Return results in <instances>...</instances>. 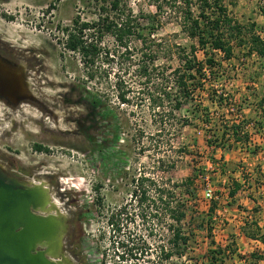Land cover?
I'll return each instance as SVG.
<instances>
[{
  "label": "rangeland",
  "instance_id": "1",
  "mask_svg": "<svg viewBox=\"0 0 264 264\" xmlns=\"http://www.w3.org/2000/svg\"><path fill=\"white\" fill-rule=\"evenodd\" d=\"M123 1L135 14L155 12V0ZM224 4L237 20L255 22V31L264 34V0H224ZM100 5L101 0L0 1V41L13 54L27 56V62L22 63L30 88L40 97L54 101L59 114L58 125L54 127L48 113L32 103L23 102L13 108L0 101V154L16 159L26 168L43 164L42 170L60 176L51 195L62 208L69 207L76 212L80 224L85 225L84 257L89 264H154L152 225L158 229L167 224L165 219L152 217V177L175 190L178 197L187 199L182 222L190 236L189 247L184 256L172 257L166 264L182 261L210 264V250L217 245L227 249L232 243L239 250L233 255L226 250L221 255L223 264H264V233L257 236L261 245L242 244L234 232L237 224L232 212L222 210L228 205V191L235 181L229 173L234 172L232 167L247 176L246 164L232 160L235 151L238 148L249 152L264 150L252 136L255 118L264 125V103L259 102L264 98V61L247 55V45L236 47L235 57L229 61L217 54L221 66L214 67L213 74L204 70L207 79L202 78V87L195 91L194 100L178 110L173 109V102H164L162 108L170 114L160 120V105L156 102L158 88L152 79L148 81L140 76L137 68L143 61L139 41L130 38L125 50L112 36L104 35L102 53L88 68L76 52L63 46L64 28H71L72 19L79 16L81 21H94L101 12ZM157 37L163 46L168 44L171 49L161 53L157 61L168 71L178 64L179 46L188 49L196 45L174 18L162 19ZM108 52L114 56H108ZM197 57L204 58L200 49ZM119 77L127 91L128 103H120L115 97L114 84ZM175 89L172 84V96L177 92ZM213 90L217 93L215 100L227 93L231 104L222 107L213 104L208 92ZM91 94L101 100L96 119L88 100ZM204 108H208V119ZM226 121L228 125L232 121H246L243 125L246 124L249 139L236 142L232 138L231 148L208 146L205 139H215V135L219 138ZM92 125L100 127L99 137L108 134L109 126L118 127L117 141L112 148L119 153L117 166L113 164L116 158L107 164L103 162L106 151L93 153L94 144L87 136L97 130ZM35 143L46 146L49 152L36 150ZM142 176L148 179L143 184L146 190L143 198L137 189ZM188 178L192 181L190 184L186 183ZM189 187L194 191L191 196L186 192ZM206 188L219 196L217 208L211 214ZM76 229L81 231L78 226ZM123 240H128L133 249L121 258V248L115 247Z\"/></svg>",
  "mask_w": 264,
  "mask_h": 264
},
{
  "label": "trees",
  "instance_id": "2",
  "mask_svg": "<svg viewBox=\"0 0 264 264\" xmlns=\"http://www.w3.org/2000/svg\"><path fill=\"white\" fill-rule=\"evenodd\" d=\"M154 6L155 12L152 14H135L123 0H101V12L96 20L91 22L81 21L79 16H75L72 19L71 28H64L66 39L63 46L72 52H76L83 66L88 68V66L94 64L95 59L102 53L101 39L104 35L112 36L115 42L124 47L125 50L128 48L130 38L133 37L139 41L143 61L138 64L137 68L140 76L148 81L152 79L156 90L158 88L156 102L158 106L160 105V120L170 114V112L167 113L168 109L164 110L162 108L164 102L168 104L173 102V109L178 110L185 103L194 100L195 91L202 87V78L207 79L204 70L208 69L209 73L213 74L214 67L221 66L222 62L217 61V54L221 55L222 60L229 61L235 57L236 47L241 48L247 45V55H254L264 61V34L260 35L255 31V22H241L232 16L224 4V0H155ZM164 18H174L178 22L181 31L196 41V45L192 44L188 49L178 47L179 50L176 53L178 64L169 71L166 66H160L157 63L161 53L171 51L169 45L163 46L161 39L157 37V31ZM198 49L202 51L203 59L197 57ZM108 56H114V54L108 52ZM92 76L93 74L90 73L89 77ZM172 84L175 85V90H177L173 96ZM122 85V79L117 78L114 84L116 88L115 97L120 103H128L127 91H124ZM208 92L210 101L216 106L222 107L224 104L228 106L231 104V97L227 93H222L215 100L216 90ZM88 98L93 107L92 114L96 119L95 114L98 112L96 109L101 110V100L98 95L93 94ZM259 102L262 105L264 98H261ZM207 109L204 108L206 118ZM99 117H104V115ZM245 122L232 121L229 125L227 124L228 121L224 122L219 138L216 135L214 136L215 139L206 138V144L225 149L232 147V138L236 142L247 141L249 135L245 129L246 124L243 125ZM252 124H256L257 130L264 128L260 120H253ZM92 127H95V125H92ZM96 128L97 130L94 133L87 134L88 140L94 144L93 153L106 151L103 162L107 164V162L116 158L117 161H114L113 164L117 166L119 153L112 148H115L118 127L115 125L109 126V132L105 137L103 135L105 134L104 129H102L103 137H99L97 132L100 127ZM145 180H148L147 177H140L137 186L142 198L145 197L146 193V190L143 189ZM191 182L190 178L186 179V183L190 184ZM239 188L240 184L237 181H232L228 191V196L231 198L227 202L228 205L232 204L233 196ZM150 190L152 192V217L157 216V218L165 219V224H167L165 227H159L158 229H155L152 225V254L155 256V258L152 256V263L166 264L172 257L181 258L184 256L189 247L190 236L184 230L182 222L186 216L187 199L178 197L175 190L153 177L150 181ZM186 192L189 196L194 194L191 187ZM217 197L219 198L218 195ZM217 199H211V204L208 207L209 214L215 212L218 205ZM109 221L112 224L113 217L109 218ZM246 235L255 237L253 232L246 231ZM232 246L233 243L228 245L226 249L217 245L215 249L210 250L209 263L223 264L220 262L221 255L226 250H228L227 254L232 255L237 252V248ZM118 248H121L119 250L121 258H124V254L131 253L133 249V247H129L128 240L117 242L115 249L118 250ZM113 251L116 254L114 249ZM251 254V256L256 257L255 253ZM181 264L191 263L182 261ZM242 264H245V262Z\"/></svg>",
  "mask_w": 264,
  "mask_h": 264
},
{
  "label": "water",
  "instance_id": "3",
  "mask_svg": "<svg viewBox=\"0 0 264 264\" xmlns=\"http://www.w3.org/2000/svg\"><path fill=\"white\" fill-rule=\"evenodd\" d=\"M24 67L0 56V97L13 105L33 99ZM68 218L45 182L29 183L0 171V264H74L62 253Z\"/></svg>",
  "mask_w": 264,
  "mask_h": 264
},
{
  "label": "flooded vegetation",
  "instance_id": "4",
  "mask_svg": "<svg viewBox=\"0 0 264 264\" xmlns=\"http://www.w3.org/2000/svg\"><path fill=\"white\" fill-rule=\"evenodd\" d=\"M1 2L7 0H0ZM10 55H15L11 58ZM0 56L9 60L11 63L16 65H23L22 62H27V56L21 54H13L11 49L6 48L3 42L0 41ZM26 72V71H25ZM24 72L22 76L28 79V75ZM31 84V83H30ZM34 91V88H31ZM0 101L10 107L17 108L23 102L32 103L37 108L41 109L43 112L48 113L49 117L53 120V126L58 125V111L54 108V101L48 100L46 98L40 97L34 91L33 99L21 100L18 105H13L7 99L0 97ZM58 128V127H57ZM71 130V129H69ZM70 132V131H69ZM74 134V132H73ZM33 147L41 152L48 153L49 150L46 146L35 143ZM44 167L43 164H39L30 168L22 167L16 161V159L0 154V171L6 177H12L23 182L37 183V182H47L50 190L54 188V184H58L60 181V176L53 171H44L41 168ZM57 201V200H56ZM64 214L68 218V228L62 237V253L72 260L74 264H89L88 259L84 257L85 252V241L86 236L83 232L85 230V225L80 224L79 216L76 212L72 211L69 207L63 208ZM77 226L79 227V232H77Z\"/></svg>",
  "mask_w": 264,
  "mask_h": 264
},
{
  "label": "crops",
  "instance_id": "5",
  "mask_svg": "<svg viewBox=\"0 0 264 264\" xmlns=\"http://www.w3.org/2000/svg\"><path fill=\"white\" fill-rule=\"evenodd\" d=\"M249 131L252 132V129ZM252 136L255 143L260 144L261 147L264 146V131L262 128L258 132L257 128H255ZM233 156L235 158L232 160H235V162L246 164L244 171L249 176V180L236 167H232L234 172L229 173L240 184V188L233 196V205H227L225 208L223 206L222 210L224 212H232V219L237 224L234 232L238 235L242 244L258 246L262 242L258 240L257 236L264 233V150L249 152L238 148V151H235ZM224 159H228L226 153H224ZM222 174L225 175V172ZM229 200H231L230 197L226 202ZM251 208L254 209L252 210ZM248 230H251L255 237L247 236L246 231L248 232Z\"/></svg>",
  "mask_w": 264,
  "mask_h": 264
},
{
  "label": "built area",
  "instance_id": "6",
  "mask_svg": "<svg viewBox=\"0 0 264 264\" xmlns=\"http://www.w3.org/2000/svg\"><path fill=\"white\" fill-rule=\"evenodd\" d=\"M205 197L209 200L211 199H217V195H213L211 192H210V189L209 188H206V193H205Z\"/></svg>",
  "mask_w": 264,
  "mask_h": 264
},
{
  "label": "bare ground",
  "instance_id": "7",
  "mask_svg": "<svg viewBox=\"0 0 264 264\" xmlns=\"http://www.w3.org/2000/svg\"><path fill=\"white\" fill-rule=\"evenodd\" d=\"M36 183V182H35ZM54 199V198H53ZM55 204L57 205V207L61 210V212L63 211V208L61 207V205L54 199Z\"/></svg>",
  "mask_w": 264,
  "mask_h": 264
}]
</instances>
